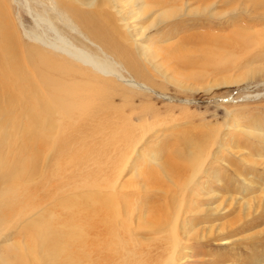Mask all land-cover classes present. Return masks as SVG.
I'll return each mask as SVG.
<instances>
[{
  "label": "rangeland",
  "instance_id": "1",
  "mask_svg": "<svg viewBox=\"0 0 264 264\" xmlns=\"http://www.w3.org/2000/svg\"><path fill=\"white\" fill-rule=\"evenodd\" d=\"M146 1L99 0V10L131 53L106 47L120 71L155 92L91 69L68 84L81 94L2 98L0 124L13 132L0 146L34 166L39 153L34 219L48 221L55 203L61 218L82 213L89 264H264V0L170 1L162 9L176 15L166 20L141 9ZM0 3L3 20L31 44L41 4ZM83 115L86 127L102 125L87 129V142L105 152L79 145L78 135L79 152L55 154L51 127L71 130ZM3 216L0 264L28 263L35 224Z\"/></svg>",
  "mask_w": 264,
  "mask_h": 264
},
{
  "label": "bare ground",
  "instance_id": "2",
  "mask_svg": "<svg viewBox=\"0 0 264 264\" xmlns=\"http://www.w3.org/2000/svg\"><path fill=\"white\" fill-rule=\"evenodd\" d=\"M170 1L175 0L146 1L147 4L145 2L141 4V9L145 11H152V8H155V11L158 9V17L160 16L166 20V18L176 15V9L174 8L172 11H163L162 9ZM34 2L41 4L43 12H36L34 9L36 27L30 36L31 44H25L18 30L9 21L5 22L3 20L0 3V73H2L0 79V109L2 98L10 99L16 95L25 96L30 92L45 95L49 92H65L69 96L70 94H81L73 90L68 84L76 81L79 75L90 72L91 69L99 70L103 74L115 73L114 75L136 87L154 91L149 85L126 78L124 73L120 71L117 61H114L115 58L106 50L107 47L120 57H125V59H127L126 56L128 58L131 57L130 51L123 49L125 46L122 42L112 40L105 30L103 20L109 17H104L103 12L99 10V0H34ZM81 5H86V8ZM145 6L147 9H145ZM115 7L117 6L115 5ZM119 11L123 12L120 9ZM110 19L106 23L112 22V18ZM114 26L116 25L114 24ZM108 43L113 44L112 47ZM27 51H34V55L31 53L27 54ZM126 51L128 55H126ZM31 63L34 66V75L30 68ZM24 84L27 85L25 86ZM31 89L32 91H29ZM159 95L164 96L160 93ZM85 118V115L77 120L72 118V121L76 124L71 130L67 126L62 124L58 126V123L57 125L55 123L51 127L54 128L50 135L53 138L47 141L49 144L47 146H50L55 154H64L66 152L71 155V151L74 149L75 152L73 150L72 155H75L79 152V145L90 149L92 153H104V148L99 146L98 143L90 145L87 142V134L90 131L87 129L90 128L95 133L96 131L98 133L101 131L100 126L102 125L86 127ZM73 131L77 132V136L72 135ZM12 132V130H6L4 125L0 124V140L6 134L11 135ZM63 134L64 137L62 136ZM78 135H84L85 138L81 139L82 142L79 145H75L74 142L78 140ZM58 139L62 141L59 149L57 147ZM70 142H72L71 145H69ZM1 144L5 145L4 142H0ZM65 144L69 146L67 145V147ZM9 145L11 144L9 143ZM14 147L0 146V207L3 210L12 209V212H8L9 210L5 211V217L9 216V218H6L9 223L11 219H13L12 222L16 220L18 223L24 221L25 225L23 227L26 228L30 221L35 224L33 228V241L35 243L33 242L34 247L31 250L32 258L28 263L19 262V264H83L86 262L89 264L92 261L90 259L92 258L91 254L94 251L88 250L90 245L85 241L87 236H85L86 234L84 235L86 232L84 221L86 225H89V221L84 219L86 213L83 211L84 216H82L84 218H80L82 213L78 214L80 217L75 214L80 218L78 221L76 220L77 217L69 220L66 215V219L63 215L61 218V211L58 214L56 213L57 211L55 212L58 207V204L55 203L47 211L52 214L49 216L48 221L34 219V167L35 170L39 169L41 158L38 160L40 155L37 153L34 166V157L21 160L22 156L15 154ZM58 175L59 173L56 176ZM64 175L62 174V177L58 178L63 179ZM62 185L63 183L60 182L58 187ZM112 199L114 200V198ZM112 203H115V200ZM66 210L68 212L71 209L68 207ZM117 210L116 207L115 213H117ZM2 216L0 217L2 218ZM29 217L31 218L28 220ZM2 219L0 220L3 224ZM9 223L7 224L9 225ZM7 228L9 229L10 227L8 226Z\"/></svg>",
  "mask_w": 264,
  "mask_h": 264
}]
</instances>
